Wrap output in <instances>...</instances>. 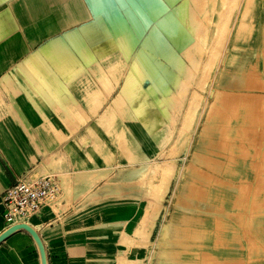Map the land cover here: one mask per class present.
Returning <instances> with one entry per match:
<instances>
[{"label": "rangeland", "instance_id": "1", "mask_svg": "<svg viewBox=\"0 0 264 264\" xmlns=\"http://www.w3.org/2000/svg\"><path fill=\"white\" fill-rule=\"evenodd\" d=\"M160 1L166 8L161 16H175L173 23L177 26L175 39L164 36L165 41L176 55L177 63L187 72V77L177 74L180 80L175 85L164 77L159 79V85L164 87L162 94L168 93V100L146 98L152 106L146 105L145 110H154L162 118L160 128L150 132V139L159 144L162 133L169 131L168 140L162 147L153 154L149 153L152 150L141 145L136 149L139 156L146 151L149 158L139 160L137 156H131L125 146V143L130 146L132 137L127 129L134 130L131 128L134 127L133 113L129 110L135 105L133 92L149 85L147 79L138 76L136 80L130 79V73H135L137 39L141 38L137 36L135 42L133 38L129 46L121 47L123 50L117 51L112 61L101 60L103 68L96 62L102 52L71 54L74 59L83 61L85 66L80 69L89 73L94 79L91 83L98 89L83 97L75 87L85 85L86 79L76 75L65 77L58 71L67 68L49 69L45 75L53 86L58 84H55L58 79L62 81L63 100L50 95L53 86L42 82L30 86H45V90H40L46 94L40 95L44 92L38 91L26 107L18 100L6 102L0 94V141L7 136L24 165L17 171L5 161L0 165V171L5 175L6 184L12 182L14 175L23 172L32 178L51 176L58 181L60 194L40 211L50 217V222L56 216L60 217L58 221L66 222L67 218L60 214L71 208L82 218L81 224L89 223L97 210L131 208L129 218L118 220L114 229L113 236L119 239V264H264V243H261L250 219L255 214L253 209L264 207V182L261 183L264 180H260L264 177L261 171L264 170V0H218L222 5L221 13L211 14L210 28L204 33L205 43L196 40L198 34L189 25L204 21L201 10L209 0H189L187 11L179 9L178 13H173V7H180L183 0ZM158 22L146 20L144 26L148 32L152 27L160 29ZM102 39L105 50L115 48L108 36L104 35ZM88 49L100 47L92 45ZM236 55H239L237 60ZM103 69V76L96 77V71ZM222 70L224 79H229L246 94H239V99L225 95L215 105L212 122L201 131L202 121L208 117L209 101L214 96L211 90L223 88L215 83L219 78L218 71ZM231 71L234 73L232 77ZM127 79L135 80L134 84L128 83ZM24 86L29 87L18 85L11 88L13 95L25 100L28 92ZM226 89L231 87L226 86ZM47 104H57V107L53 109ZM75 108L79 113L74 112ZM163 108L168 110V117ZM194 110H198L196 121L192 129L186 128ZM217 113H220V121ZM55 117L63 120L61 126L51 122ZM238 118L245 120L244 129L233 132L230 130L231 121ZM181 132L185 133L188 145L203 146L200 150L205 156L202 163L186 158L176 141ZM137 137L143 138L139 133ZM214 138L223 140L219 143ZM232 138L235 143L231 142ZM214 152L219 154L214 156ZM141 163H146L149 169L158 163L160 169L122 182L123 189L116 195L96 194L95 191L109 182L117 168L137 167ZM109 167L112 168L105 175L96 171ZM233 169L239 172L230 173ZM252 169L255 172H248ZM183 171L189 173L186 187L180 191L177 187L173 189L175 178ZM80 181H84L87 190L76 193L75 186ZM7 186L0 189V193ZM177 192L180 194L175 196ZM182 215L189 218L200 215L204 220H188L181 218ZM58 221L53 222V226ZM165 224L172 227L171 232L165 233L161 227ZM37 225L42 226V222ZM44 226L45 223L40 230ZM100 227L96 224L81 227L79 231L83 236L98 240L111 238V232L107 234L106 229ZM154 245H159L158 249Z\"/></svg>", "mask_w": 264, "mask_h": 264}, {"label": "crops", "instance_id": "2", "mask_svg": "<svg viewBox=\"0 0 264 264\" xmlns=\"http://www.w3.org/2000/svg\"><path fill=\"white\" fill-rule=\"evenodd\" d=\"M112 1L110 2L117 6V12L109 19L104 10L108 2L104 0H0V94L2 98L6 102L18 100L20 105L26 107L29 99L33 98L38 91L40 93V89L45 90V86L41 88L39 85H30L42 82L49 87L53 86L50 79L45 78L46 71L49 69L67 68L58 71L65 77L76 75L78 78L86 79L85 85L75 87L82 97L98 90L91 83L94 79L90 78L89 73L80 69L85 66L83 61L74 59L71 54L88 51L102 52L96 62L99 67L103 68L101 60L103 62L112 61L116 52L123 50L120 49L116 40V37L120 36L118 26L114 29L107 21L108 19L126 20L129 17L125 12L122 15L119 14L118 0L116 3L114 0ZM123 2L130 8L141 4L138 0H123ZM157 2L162 4L160 0ZM165 10L166 8L163 12ZM133 12L139 20H152L142 9L138 13ZM160 18L163 17L160 15L154 19ZM104 35L111 39L115 48L104 49L102 39ZM92 45L99 46L100 49H88ZM71 68H75V70ZM103 72L104 69L96 71V77L100 74L103 76ZM61 82L60 79L57 80L55 84H58L53 86L54 89L50 95H57L63 100L65 92L60 85ZM18 85H29V87L24 86L28 92L25 100L24 97L20 99L13 95L11 88ZM41 92L44 93H40V95L46 94L45 91ZM47 105L48 107L52 106L53 109L57 107V104H54L55 106ZM39 106L46 108L40 103ZM74 112L79 113L76 108ZM51 122L60 126L63 124L60 117L53 118ZM149 141L151 145L155 144L150 137ZM5 161L17 171L24 167L7 136H3L0 141V165L2 166V162L5 163ZM20 177L32 178L29 173L23 172L14 175L12 182L6 184L5 175L0 171V189L5 185L9 187ZM3 192L0 193V235L6 231L3 230V208L1 206ZM74 211L71 208L60 214L67 218L66 222L58 221L59 216L52 218L50 222L48 221L50 217L45 216V212H39L40 214L37 213L29 219V225L37 231L42 242L46 263L119 264V239L113 236L115 235L114 229L116 222L121 218H129L130 212L133 210L129 207L123 208V210L119 207H111L106 212L97 210L87 224H81L82 218H79ZM57 221L59 223L53 226V222ZM40 222H42V226L44 223L46 225L42 230L36 228ZM96 224L101 227L103 225L100 229H106L107 234L111 232V238L98 240L83 236L84 234L82 235L79 231L81 227H93ZM47 226L50 227L47 229ZM41 263L39 247L33 236L25 230L14 231L0 243V264Z\"/></svg>", "mask_w": 264, "mask_h": 264}, {"label": "bare ground", "instance_id": "3", "mask_svg": "<svg viewBox=\"0 0 264 264\" xmlns=\"http://www.w3.org/2000/svg\"><path fill=\"white\" fill-rule=\"evenodd\" d=\"M104 1L108 2L107 3L108 5L105 6L104 10H105V14L110 19V17H112V15L117 12V6L115 4L113 5V3H111V2H113L112 0H104ZM114 1L116 3V0H114ZM138 1L141 2V4H140V6L139 5L134 6V8H135V10H134V8H132V7L130 8L127 5L125 6V3L123 2V0H118V2H119V7H118L119 14L122 15L124 12L128 13L127 17H129V18L126 20L119 19V20H114V21H113V19H111V20L108 19L107 23L110 24L114 29L118 26V28L120 30V36L118 38L116 37V40H117V43H118L120 48L124 47L126 45L129 46L131 39L134 38V42H135V38L137 36H141V38L137 39V47L135 50V53H137L134 57V61H135L134 72L135 73H133V74H132V72L130 73L131 74L130 79L132 77H133V79H135L136 76H138L141 79H147L149 85L141 86V88L138 91L133 92L134 98L133 97L132 98H133V101L135 102V105L133 104V107H132L133 109L130 108L129 110L132 111V113H133L134 127H131V128H134V130L133 129H127V132L130 133L132 135V137L130 138V141H131L130 146L126 145V143H125V146H126V149H128V151L131 152V156H133V157L137 156L136 158H138L139 160H147L149 158V154L146 151H144L145 153H143V154L141 153V156H139L140 153L136 149H139V147H141V145H144L148 149L152 150V152H149V153L155 154V150H157L158 148L160 149L162 147V145L168 140V135H169L168 132L169 131H165L162 133L159 144L155 143L154 145H151V143L149 141V134L152 130L157 129L159 126H161L162 118L154 110H147V111L145 110L146 105L152 106L151 101H148V99H146V98L149 96H152L154 99L158 98V99H164V100L167 99L168 100V98H169L168 93L162 94L164 87H161L159 85V82L161 83V81L159 79L161 77H164L165 79H167L168 81H171L172 84L175 85L180 80V77H178L177 74H180V75L183 74L184 77H187V72L185 71V68L183 65L177 63L176 55L173 53V51L170 48H168L169 46H168V44L164 38V36H165V37L171 38L172 40L175 39V36H176L175 31L177 28V26L174 25L175 23H173V22H175V19H174L175 16L171 17V16L167 15V16L163 17L162 19L161 18L156 19L157 21H159L158 23L160 25V29H158L159 27L157 28L158 30L156 28L152 27L151 31L148 32L144 26V22L146 20H144V21L139 20L133 11L138 13V11H141V9H142V11L144 13L147 12L146 14L148 16H150L152 18V20H155L154 18H157L158 16H160L162 14V12L164 11V5L159 4V2H157L158 0H138ZM163 1H165V0H163ZM245 1L248 2L249 0H245ZM187 2H189V0H183L182 3L180 4L181 8L177 5H174V7H173L174 12L173 11L172 12L178 13L179 9H181L180 11H182V12L187 11ZM207 2H209V4L207 3L206 5L202 6V10H201L202 11L201 12V19H203L204 21L194 22L191 25H189V28L196 31V34H198L197 35L198 39H196V40H199L203 43H205L204 33L207 30H209V28H210L208 20L212 19L211 14H214V13L220 14L221 8H222V5H220L218 3V0H209ZM214 2H216V3L214 4ZM119 17H122V16H119ZM114 18H115V16H114ZM131 36H132V38H130ZM128 50H130V49H128ZM239 55H236L235 59L237 57L239 58ZM159 56L163 57L165 59V61L169 63V65H167L166 62H164L162 60V58ZM214 67L215 66L213 65L212 69L210 70L211 74L214 71V69H213ZM174 71L176 72V74H174ZM232 72L233 71H231V73H230L231 77L234 75V73H232ZM216 74H215V76H216ZM218 74H219V78L217 79V81L215 83H216V85L223 86V88L220 89V87H215L211 90L212 95H214V96H213V99L211 101H209L210 104H209L208 117L204 121H202L203 125H201V128H200L201 131L205 130L207 128V126L212 122L213 112L215 111V108H216L215 105L220 103V101L223 100L225 95L229 94L230 96L232 95L231 97H234L235 99L236 98L239 99L240 97H237V96H239V94H241V93L246 94V92L243 91L242 88H240L238 86H234L233 84H231L229 79H227V80L224 79L225 73L223 70L218 71ZM99 76L101 77V74ZM135 80H133V81H135ZM246 80H249V79L246 78ZM126 81L128 83L131 82L134 84V82L129 80V79H127ZM226 86H230L231 89L230 90L226 89ZM234 98H232V99H234ZM262 98H264V97H262ZM119 99L121 100V98H119ZM157 101H159V100H157ZM158 103L160 105L163 104L162 101H159ZM194 106H196V105L194 104ZM217 108H218V106H217ZM218 109H216V111ZM163 112L168 117L169 112L166 108H163ZM197 112H198V110H194V113L192 114V119L187 123L186 128L192 129L193 123L196 121V117L198 114ZM139 113L142 114V117H141V114L139 115ZM134 114H137V115H134ZM216 115L218 116L219 121H220L221 120L220 113H217ZM169 116H171V115H169ZM239 119L240 118H238V120L231 121V128H230L231 131H233V132L243 131L245 120L243 119L242 120L243 122H242ZM118 131L119 130H117L116 132L118 133ZM137 133H139L143 138H138ZM199 134H200V131H199ZM214 139H215V141H219V143L221 142L220 140H223V139H219V138H214ZM199 140L200 139H198V141ZM176 141H177V144H179L181 146V150H182V152L185 153L186 158L191 159V161H197L200 163L203 162V159L205 158V156H204V154H202L203 152L201 153V151H200L201 149H203V146L198 145V144H193V146H191L190 144L188 145V140H187V137H186L184 132L180 133V135L178 136ZM231 142L235 143V140L232 138ZM224 147H225V145H224ZM134 152H135V154H134ZM136 152H138V153L136 154ZM254 152L256 153V151H254ZM214 154H216V155H214ZM214 154H213L214 156H217V154H219V153L214 152ZM246 155H247V153H246ZM254 165H255V163H254ZM111 168L110 167L107 169L97 168L96 171L99 172L100 174L105 175V174H107V172H110L109 170H111ZM158 168L160 169V165L158 163H156L154 165V168H152V169H149L147 167L146 163H141L137 167H129V168L119 167V168H117V171L109 179V182L106 183L101 188H99L98 190H96L95 192H96V194L102 195V196H104L106 194L116 195V194H118L119 191H121L123 189L122 182L132 181L136 178L143 177L144 175H146L150 172L153 174V173H155V170ZM261 171H262V174H264V170H261ZM176 172H178V171H176ZM238 172L239 171H236L235 169H233V170H231L230 173L235 175V173H238ZM248 172H255V171H254V169H252V170H249ZM188 174L189 173H186L185 171H183L180 177H176L175 181L173 182V185H172L173 189H176V187H177V190L180 191V189L185 188L186 184L189 181ZM257 178H259V177H257ZM151 180H150V184H153L151 182ZM260 180H264V177L260 178ZM263 182L264 181H262L261 183H263ZM224 183L226 184V182H224ZM224 183L221 182V184H224ZM227 185H228V183H227ZM261 187H263V186H261ZM258 189H259V186H258ZM263 189H264V187H263ZM86 190H87V186L84 183V181L78 182L75 186L76 193L85 192ZM252 192H253V190H252ZM254 193H255V191H254ZM179 194L180 193L177 192V193H175V196H178ZM247 198H248V196H247ZM263 204H264V202H263ZM253 207H255V206H253ZM252 211L255 214L252 215L250 217V219L255 224L256 230L258 231L257 236L260 238L261 243L263 244L264 243V207L256 208V209H253ZM36 214H34V215H36ZM34 215L25 218L26 220L24 219L25 221H22V223L29 225V223H28V222H30L29 219L31 217H33ZM191 217L192 218L186 217L185 215L181 216V218H185L188 220L189 219H193L194 221H201V220L203 221L204 220L203 218H201L202 216H200V215L191 216ZM244 220H245V218H244ZM22 223H20V224H22ZM30 227L33 228L32 226H30ZM40 227H41L40 225L36 226L37 229H40ZM161 227H162V229L165 230V233H169L172 231V227L168 224L162 225ZM161 227H159L160 230H161ZM135 247H137V246H135ZM154 247L158 249L159 245H154ZM165 249L167 250V248H165ZM161 250H163V252L165 253L164 247H162ZM160 253H162V251ZM40 259L42 260L41 254H40ZM41 264H43V263H41ZM45 264H47L46 263V257H45Z\"/></svg>", "mask_w": 264, "mask_h": 264}, {"label": "built area", "instance_id": "4", "mask_svg": "<svg viewBox=\"0 0 264 264\" xmlns=\"http://www.w3.org/2000/svg\"><path fill=\"white\" fill-rule=\"evenodd\" d=\"M60 184L51 176L20 177L3 192V230L16 226L42 210L60 194Z\"/></svg>", "mask_w": 264, "mask_h": 264}, {"label": "water", "instance_id": "5", "mask_svg": "<svg viewBox=\"0 0 264 264\" xmlns=\"http://www.w3.org/2000/svg\"><path fill=\"white\" fill-rule=\"evenodd\" d=\"M15 230H25L27 231L28 233H30L33 238L35 239L38 247H39V251H40V254H41V258H42V263L45 264V252H44V249H43V245H42V242L37 234V232L31 228L29 225L27 224H19V225H16V226H13L11 227L10 229L6 230L3 234L0 235V243L5 240L11 233H13Z\"/></svg>", "mask_w": 264, "mask_h": 264}]
</instances>
